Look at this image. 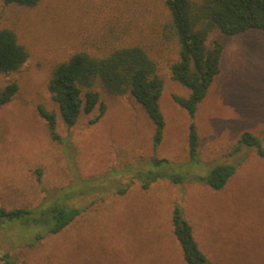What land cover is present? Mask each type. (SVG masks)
I'll use <instances>...</instances> for the list:
<instances>
[{"label": "rangeland", "instance_id": "374dc122", "mask_svg": "<svg viewBox=\"0 0 264 264\" xmlns=\"http://www.w3.org/2000/svg\"><path fill=\"white\" fill-rule=\"evenodd\" d=\"M166 22L164 0H41L33 8L0 0V27L13 29L29 54L18 71L0 75V88L18 86L0 108V208L30 210L23 219L0 218V264L4 255L18 264H185L172 233L175 206L212 264H264V33L209 34L207 47L223 46L219 72L190 117L172 98L190 91L170 77L177 46L162 38ZM129 44L157 62L163 82L158 144L154 125L127 94L98 87L104 113L92 122L95 108L67 127L47 90L52 66L71 54L102 56ZM39 107L54 113L59 139ZM244 133L263 156L241 142ZM223 164L236 167L223 188L195 179ZM55 206L80 214L49 234Z\"/></svg>", "mask_w": 264, "mask_h": 264}, {"label": "trees", "instance_id": "16d2710c", "mask_svg": "<svg viewBox=\"0 0 264 264\" xmlns=\"http://www.w3.org/2000/svg\"><path fill=\"white\" fill-rule=\"evenodd\" d=\"M41 0H2L4 5L35 7ZM167 22L162 28L165 42L177 46V58L169 64L172 80L190 91L188 98L173 96L174 102L186 109L193 117L198 103L205 97L214 77L219 72V58L223 46L214 41L207 47L209 34L217 31L225 36H237L250 29L264 33V0H164ZM26 48L18 42L13 29L0 27V75L12 74L27 61ZM114 96L129 95L144 110L154 125V141H161L165 122L159 108V98L163 82L158 76L157 62L138 44L117 45L102 56L85 51L71 54L64 61L54 64L47 81V90L57 105L63 123L73 126L80 114H89L95 108L98 116L104 113L105 103L97 88ZM18 91L14 81L0 88V108L6 105ZM39 114L46 120L52 139H59L55 132V115L39 107ZM241 142L255 146L259 155L263 152L257 141L244 133ZM195 124L188 128L189 156L197 154ZM236 167L230 164L212 167L206 176L195 179L213 190H219L234 174ZM177 183L179 179H171ZM52 226L46 233L57 234L67 227L80 214L76 207L55 206L51 209ZM30 214L26 208L5 210L0 208V218L14 220ZM27 220V219H25ZM172 233L178 243L185 264H212L200 250L194 238L193 229L175 206L171 215ZM41 234L37 238H42ZM4 255V264H18Z\"/></svg>", "mask_w": 264, "mask_h": 264}]
</instances>
